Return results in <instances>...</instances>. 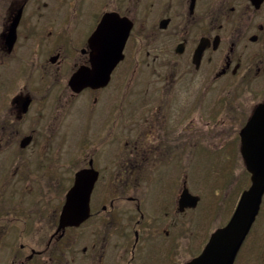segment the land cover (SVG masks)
Listing matches in <instances>:
<instances>
[{"label": "flooded vegetation", "instance_id": "flooded-vegetation-1", "mask_svg": "<svg viewBox=\"0 0 264 264\" xmlns=\"http://www.w3.org/2000/svg\"><path fill=\"white\" fill-rule=\"evenodd\" d=\"M123 38L106 84L76 90ZM259 107L264 0H0V264L190 263L251 186L240 133ZM226 161L238 176L194 187ZM80 173L89 216L61 225ZM233 264H264V193Z\"/></svg>", "mask_w": 264, "mask_h": 264}, {"label": "water", "instance_id": "water-1", "mask_svg": "<svg viewBox=\"0 0 264 264\" xmlns=\"http://www.w3.org/2000/svg\"><path fill=\"white\" fill-rule=\"evenodd\" d=\"M101 33L99 28L92 35L91 41ZM119 51H94L91 68H82L73 77L76 90L83 87L98 88L104 86L114 66L122 59V45ZM110 53V57L101 60L100 55ZM97 55V56H96ZM264 110L259 107L240 133L241 156L245 168L250 174L251 186L242 193L238 205L223 228L212 234L202 253L188 264H233L245 237L259 212L264 193ZM88 181V185H86ZM92 180H87L82 173L78 174L72 191L67 195L66 204L61 212V225H79L89 216V196ZM197 197L184 194L185 206L194 207Z\"/></svg>", "mask_w": 264, "mask_h": 264}, {"label": "rangeland", "instance_id": "rangeland-1", "mask_svg": "<svg viewBox=\"0 0 264 264\" xmlns=\"http://www.w3.org/2000/svg\"><path fill=\"white\" fill-rule=\"evenodd\" d=\"M212 172H222V173H235L236 176L239 175V164L235 162H222L219 164H212L210 166L205 164H200L196 171L195 178L193 179V185L196 186V189H207L209 184V178L212 176L210 175ZM207 192L205 194H200L201 199L202 196L208 198ZM193 218V217H192ZM201 218V217H200ZM201 220V219H200ZM201 223V222H200ZM203 228L208 233H211L214 224L210 223L209 220H204Z\"/></svg>", "mask_w": 264, "mask_h": 264}]
</instances>
